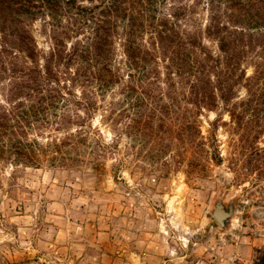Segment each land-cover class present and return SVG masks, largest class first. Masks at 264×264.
I'll list each match as a JSON object with an SVG mask.
<instances>
[{"label": "rangeland", "instance_id": "rangeland-1", "mask_svg": "<svg viewBox=\"0 0 264 264\" xmlns=\"http://www.w3.org/2000/svg\"><path fill=\"white\" fill-rule=\"evenodd\" d=\"M156 6L191 59L217 64L208 0ZM29 8L13 27L32 57L0 31V264H264V44L243 36L234 75L215 67L202 90L146 28L154 61L128 92L122 22L116 77L98 85V63L69 55L91 35L81 16ZM219 195L234 201L226 228L211 214Z\"/></svg>", "mask_w": 264, "mask_h": 264}, {"label": "trees", "instance_id": "trees-1", "mask_svg": "<svg viewBox=\"0 0 264 264\" xmlns=\"http://www.w3.org/2000/svg\"><path fill=\"white\" fill-rule=\"evenodd\" d=\"M79 0H0V31L4 36L8 34L14 37L20 43V46L33 56V38L26 33L23 26H15L21 23L22 17H34L37 11L30 10L32 7H45L50 15L72 12L81 16L83 23L91 30V35L86 36L78 46H74L70 56H79L80 61L89 62L91 59L98 63L96 79L98 85H106L107 82L116 77L112 69V46L113 36L118 34V22H122L123 51L127 57L130 71L126 74L128 80L123 83V88L130 92L137 86L142 87L148 80L149 63L154 61L152 53L144 46L142 40L143 32L150 30V35L155 36V45L164 56L166 53L170 65L176 67L178 74L193 73L196 76V82L202 90L208 88L209 79L204 77L211 74L213 68L223 65V72L229 71V77L234 75L236 68L237 54L236 47L241 45L242 38L245 36L247 44L255 39H259L264 44V0H208L210 21L206 26V32L213 37L222 53V58L217 57L216 65L208 64V55L202 60L198 57L191 59V53L184 50V44L179 39V34L173 29L172 22L159 20L155 21L157 4L159 0H88L89 2L99 1L90 7L81 8ZM39 3L34 5V3ZM222 17H226L231 27L228 28L222 24ZM22 24V23H21ZM171 25V26H170ZM148 26V27H147ZM10 28V30H9ZM147 28V29H146ZM194 46V44H191ZM92 54V55H91ZM217 77L218 89L223 90V83L218 81L219 73H214ZM244 72L237 78H241ZM209 80V81H208ZM100 83V84H99ZM139 84V85H138ZM32 113H41L43 110L31 107ZM15 152L25 156L23 147L17 148ZM264 254V253H263ZM264 260V255L263 258Z\"/></svg>", "mask_w": 264, "mask_h": 264}, {"label": "water", "instance_id": "water-1", "mask_svg": "<svg viewBox=\"0 0 264 264\" xmlns=\"http://www.w3.org/2000/svg\"><path fill=\"white\" fill-rule=\"evenodd\" d=\"M235 212L232 199L224 202V196L219 195L213 203L211 214L214 220L223 228H226Z\"/></svg>", "mask_w": 264, "mask_h": 264}]
</instances>
